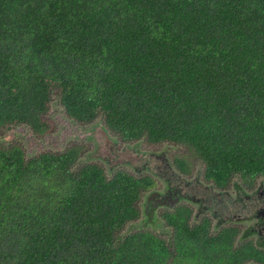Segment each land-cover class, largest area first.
Wrapping results in <instances>:
<instances>
[{
	"label": "trees",
	"instance_id": "16d2710c",
	"mask_svg": "<svg viewBox=\"0 0 264 264\" xmlns=\"http://www.w3.org/2000/svg\"><path fill=\"white\" fill-rule=\"evenodd\" d=\"M53 95L122 141L184 146L219 187L264 177V0H0V129L43 133ZM21 146L0 139V264L260 258L183 207L164 210L163 234L121 235L150 176L78 165V144L28 158Z\"/></svg>",
	"mask_w": 264,
	"mask_h": 264
},
{
	"label": "rangeland",
	"instance_id": "374dc122",
	"mask_svg": "<svg viewBox=\"0 0 264 264\" xmlns=\"http://www.w3.org/2000/svg\"><path fill=\"white\" fill-rule=\"evenodd\" d=\"M45 120L47 128L43 133H35L24 124L16 126L11 125L4 129H0V139L4 143L18 142L22 145L21 147L25 151L27 158L44 150L62 151L71 144H78L82 147V153L78 165L90 162L97 163L104 168L108 177H110L116 169H123L136 175H148L154 181V184L148 189V191L142 194L139 201L140 208L141 204L143 205L144 201H146V196H150L151 194L164 189V183H162L163 180L155 171V166L162 165L159 157L160 155H165L166 159H170L173 156L177 157L179 155H185V158L188 157L189 160L191 159L182 145L169 142L154 145L146 143L141 139L127 142L122 141L119 137L108 130L100 117H97L89 123L75 121L65 113L55 95L52 96L51 101L48 103ZM175 173L179 178H183V176L177 171ZM197 173L199 172L190 171L188 174L196 175ZM188 176L189 175L185 176L184 179ZM236 179L237 177L233 178V180ZM258 182L264 186V177H258L256 183ZM232 195H234V191L230 190V196ZM186 203L189 204L190 202L186 201ZM152 204L153 200L150 201L148 206ZM171 205L172 204L165 203L156 208L155 215L160 223L158 226L153 228L151 225H148L146 228L141 227V219H143V217L140 216L136 221L128 223L121 232V235H125L136 229H149L156 234H163V231L166 230L162 228L161 224L163 223L159 217V209L169 208L164 210H170V208H172L170 207ZM228 209L227 212L222 214V218L237 215L235 209L231 210V207H228ZM226 222L234 225H247L245 221L240 222L239 219L229 218ZM242 231L240 233H242ZM244 241H246V238L238 237L234 243L237 247L244 243ZM259 246L260 248L264 247V245Z\"/></svg>",
	"mask_w": 264,
	"mask_h": 264
},
{
	"label": "flooded vegetation",
	"instance_id": "af4514ba",
	"mask_svg": "<svg viewBox=\"0 0 264 264\" xmlns=\"http://www.w3.org/2000/svg\"><path fill=\"white\" fill-rule=\"evenodd\" d=\"M184 156L185 155L173 156L170 159H166L165 155L159 156L162 165L155 166V171L162 178L164 189L150 196H146V201L143 203L145 209H147L151 200H153V203L161 202L172 204L170 210L176 207L189 208L190 215L188 222L191 225L206 220L210 222V232L212 233H216L220 229H235V242L238 237L246 238L244 243H248L254 247L255 250L260 251V258H254L246 263L264 264V247L260 248L259 246L264 245L263 184L259 182L256 183L257 178H254L252 181H245L236 174L234 176L237 177L236 180H233V177L227 186L219 187L215 180L208 178L206 174H204V165L201 160L190 155L189 157H191V159L189 160L188 157L185 158ZM179 159H181V161ZM176 171L183 176L182 179L175 173ZM190 171H197L199 173L190 175L188 174ZM187 175L189 176L184 179ZM230 190L234 191V195L230 196ZM186 201L190 203L187 204ZM228 207H231V210L235 209L237 215L222 218V214L229 210ZM164 209H159V217L163 223L162 228L165 227L164 218L162 216ZM229 218L239 219L240 222L245 221L247 225L243 226L241 224L234 225L227 223L226 220ZM241 231L242 233H240ZM233 244L236 246L234 242Z\"/></svg>",
	"mask_w": 264,
	"mask_h": 264
},
{
	"label": "water",
	"instance_id": "95a60500",
	"mask_svg": "<svg viewBox=\"0 0 264 264\" xmlns=\"http://www.w3.org/2000/svg\"><path fill=\"white\" fill-rule=\"evenodd\" d=\"M162 204L165 203L154 202L152 205L148 206L147 209H145L144 205L141 204L140 216L143 217V219H141V227L146 228L148 225H151V227L153 228L160 224L157 216L155 215V211L157 210L156 208ZM170 207H172V205Z\"/></svg>",
	"mask_w": 264,
	"mask_h": 264
}]
</instances>
